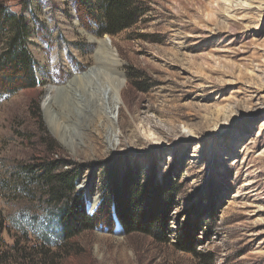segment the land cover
I'll use <instances>...</instances> for the list:
<instances>
[{
  "label": "rangeland",
  "instance_id": "rangeland-1",
  "mask_svg": "<svg viewBox=\"0 0 264 264\" xmlns=\"http://www.w3.org/2000/svg\"><path fill=\"white\" fill-rule=\"evenodd\" d=\"M0 4L29 26L37 80L0 97V264H264V0H138L114 36L78 0ZM105 36L125 82L114 147L95 102L115 78L90 40ZM53 161L86 210L106 166L120 188L147 186L163 227L126 233L113 201L63 241L40 178Z\"/></svg>",
  "mask_w": 264,
  "mask_h": 264
},
{
  "label": "trees",
  "instance_id": "trees-1",
  "mask_svg": "<svg viewBox=\"0 0 264 264\" xmlns=\"http://www.w3.org/2000/svg\"><path fill=\"white\" fill-rule=\"evenodd\" d=\"M137 1L78 0L85 14L92 16L99 12L100 15L94 19L98 36L105 34L114 36L133 26L141 15ZM28 35L29 26L24 16L11 12L0 4V97L37 86L34 63L26 47ZM59 170L60 167L55 161L43 165L40 178L43 179L42 184L48 188V199L53 205L58 234L63 241L72 240L82 232L99 227L111 215L110 203L113 201L117 217L126 233L148 232L152 224L161 225L158 211L152 212L149 216L151 207L142 208L148 196V187L142 189L134 187L127 176L120 188L117 186V179L112 177L115 173L114 168L105 167L101 179L102 201L92 215H88L82 195L75 192L76 178L73 172ZM168 186L167 193L172 190L171 183H168ZM157 192L159 191L152 193L150 200L155 202L158 198L160 203L161 195L158 193L156 196ZM157 224L156 229L159 228Z\"/></svg>",
  "mask_w": 264,
  "mask_h": 264
},
{
  "label": "bare ground",
  "instance_id": "bare-ground-1",
  "mask_svg": "<svg viewBox=\"0 0 264 264\" xmlns=\"http://www.w3.org/2000/svg\"><path fill=\"white\" fill-rule=\"evenodd\" d=\"M90 40L92 41V43L95 44V46L97 45L98 55L100 54L103 57V59L107 62V64L115 72L114 81L112 82V85L110 86L111 94L109 95L108 93L109 88L107 89L106 87L102 86L100 87L101 89L98 90L97 92L98 94L96 93L97 99L95 101L100 109L101 115H104V117L107 120L106 127L108 129V132L110 133L108 137V140H109L108 142L110 146L114 147V145L118 142V134H119V128H118V123H117L118 120L116 118V114L118 113L119 105L122 103L120 92L125 84L123 75L119 72V69H118L121 63L118 61L116 52L113 49L112 43L108 38L98 40L92 37L90 38ZM52 90H53L52 87L48 89V92L45 98L46 99L45 104H47L48 99H50L51 97L50 92ZM90 198L91 197L88 198L87 203H88V207L90 211H92L93 209H95L94 207L96 205H95V202H92Z\"/></svg>",
  "mask_w": 264,
  "mask_h": 264
},
{
  "label": "water",
  "instance_id": "water-1",
  "mask_svg": "<svg viewBox=\"0 0 264 264\" xmlns=\"http://www.w3.org/2000/svg\"><path fill=\"white\" fill-rule=\"evenodd\" d=\"M105 37H107V38H109L108 36H105ZM89 198V197H88ZM88 201V200H87ZM95 210H96V207H95V209H93L92 211H90V209H89V207H88V203H87V211H88V213L90 214V215H92L94 212H95Z\"/></svg>",
  "mask_w": 264,
  "mask_h": 264
}]
</instances>
